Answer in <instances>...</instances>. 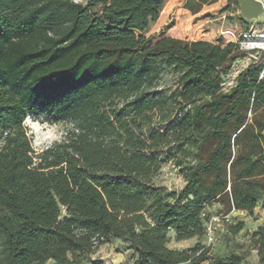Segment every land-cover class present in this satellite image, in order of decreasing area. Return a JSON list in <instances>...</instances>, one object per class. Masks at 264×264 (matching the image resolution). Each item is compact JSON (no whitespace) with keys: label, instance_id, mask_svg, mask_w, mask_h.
Instances as JSON below:
<instances>
[{"label":"trees","instance_id":"obj_1","mask_svg":"<svg viewBox=\"0 0 264 264\" xmlns=\"http://www.w3.org/2000/svg\"><path fill=\"white\" fill-rule=\"evenodd\" d=\"M239 50L138 35L76 0H0V264H105L115 240L134 264H246L169 246L203 237L214 203L253 215L264 200V59L224 91ZM43 116L72 128L36 153L24 122ZM168 162L180 191L155 181ZM253 244L264 264V227Z\"/></svg>","mask_w":264,"mask_h":264},{"label":"rangeland","instance_id":"obj_2","mask_svg":"<svg viewBox=\"0 0 264 264\" xmlns=\"http://www.w3.org/2000/svg\"><path fill=\"white\" fill-rule=\"evenodd\" d=\"M89 12L104 22L118 28H128L138 35H162L173 33L186 41L207 40L225 46L235 43L240 46L243 56L230 64V72L225 78L223 90L228 91L237 76L251 63L264 59V15L256 19H246L241 6L228 0H76ZM264 3V0H263ZM190 5L192 10L186 8ZM173 25L170 30L166 28ZM176 88L175 76L163 72L159 90L170 91ZM32 147L36 153L42 152L56 142L63 140L72 128L70 123L57 122L51 117H28L24 122ZM155 181L171 191H180L185 185L180 170L168 162L157 174ZM221 205L214 203L205 211L207 226L213 222L215 241L209 242L207 228L201 238H194L191 246L199 242L210 249L213 256H228L231 252L244 255L246 264H261L254 249L253 234L264 227V200L260 201L253 215L244 211H233L229 215L221 212ZM228 217V221L223 219ZM226 222L236 225L244 223L243 230L236 236H227ZM174 245V233L170 234ZM105 264H134L131 252L125 249L121 240L105 245L93 256ZM46 264H55L49 261ZM203 264H212L211 261Z\"/></svg>","mask_w":264,"mask_h":264},{"label":"water","instance_id":"obj_3","mask_svg":"<svg viewBox=\"0 0 264 264\" xmlns=\"http://www.w3.org/2000/svg\"><path fill=\"white\" fill-rule=\"evenodd\" d=\"M241 6V13L244 18L246 19H256L259 18L261 15H264V4L259 0H237ZM243 56L242 51H238L235 53L229 60L230 64Z\"/></svg>","mask_w":264,"mask_h":264},{"label":"crops","instance_id":"obj_4","mask_svg":"<svg viewBox=\"0 0 264 264\" xmlns=\"http://www.w3.org/2000/svg\"><path fill=\"white\" fill-rule=\"evenodd\" d=\"M166 36L172 37V38H176V39H180V40H184L182 38H178V37L174 36L173 33H168V34H166ZM202 41L210 42V41H207V40H202ZM193 240L194 239L183 241V242H178V243L176 242L174 245L170 246V248L171 249H178V250H188V249H190L192 247L191 246V241H193Z\"/></svg>","mask_w":264,"mask_h":264},{"label":"built area","instance_id":"obj_5","mask_svg":"<svg viewBox=\"0 0 264 264\" xmlns=\"http://www.w3.org/2000/svg\"><path fill=\"white\" fill-rule=\"evenodd\" d=\"M263 3V0H259ZM264 4V3H263ZM223 219L227 220L228 221V217H224ZM217 219H213L210 224L207 226V235H208V238H209V242L210 243H213L215 241V236L213 235V222H216Z\"/></svg>","mask_w":264,"mask_h":264}]
</instances>
